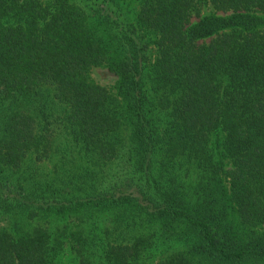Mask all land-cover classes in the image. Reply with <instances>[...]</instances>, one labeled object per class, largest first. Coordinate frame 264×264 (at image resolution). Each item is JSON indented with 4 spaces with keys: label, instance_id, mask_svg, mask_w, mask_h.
<instances>
[{
    "label": "trees",
    "instance_id": "1",
    "mask_svg": "<svg viewBox=\"0 0 264 264\" xmlns=\"http://www.w3.org/2000/svg\"><path fill=\"white\" fill-rule=\"evenodd\" d=\"M0 264H264V0H0Z\"/></svg>",
    "mask_w": 264,
    "mask_h": 264
},
{
    "label": "rangeland",
    "instance_id": "2",
    "mask_svg": "<svg viewBox=\"0 0 264 264\" xmlns=\"http://www.w3.org/2000/svg\"><path fill=\"white\" fill-rule=\"evenodd\" d=\"M96 79L105 85H112L116 81V76L113 75L111 72H109L106 69H98L96 70ZM95 75V74H94Z\"/></svg>",
    "mask_w": 264,
    "mask_h": 264
}]
</instances>
